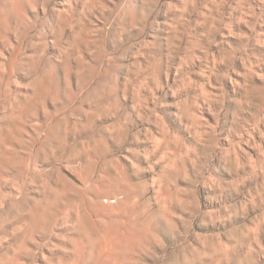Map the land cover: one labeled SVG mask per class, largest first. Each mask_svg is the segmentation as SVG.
Returning a JSON list of instances; mask_svg holds the SVG:
<instances>
[{
	"label": "rangeland",
	"instance_id": "1",
	"mask_svg": "<svg viewBox=\"0 0 264 264\" xmlns=\"http://www.w3.org/2000/svg\"><path fill=\"white\" fill-rule=\"evenodd\" d=\"M0 264H264V0H0Z\"/></svg>",
	"mask_w": 264,
	"mask_h": 264
}]
</instances>
